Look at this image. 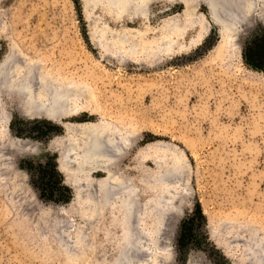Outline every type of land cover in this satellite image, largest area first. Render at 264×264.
Masks as SVG:
<instances>
[{"label": "rangeland", "instance_id": "1", "mask_svg": "<svg viewBox=\"0 0 264 264\" xmlns=\"http://www.w3.org/2000/svg\"><path fill=\"white\" fill-rule=\"evenodd\" d=\"M207 2L0 0V61L18 45L98 98L96 112L81 111L63 124L110 119L138 134L115 159V171L139 190L144 212L143 250L137 225L129 229L137 239L124 247L119 202L98 195L88 180L74 190L58 170L63 124L27 118L0 95L10 116L0 126V264H114L125 249L134 255L132 264L252 263L264 245L256 237L264 229V0L240 5L249 23L235 30L214 22ZM169 21L183 31L177 41L183 48L175 47L161 64L151 43ZM109 31L126 34L125 50L106 51L117 43ZM231 41L232 67L209 72L216 48ZM170 164L178 172L172 181L162 179ZM158 196L164 203L153 217ZM198 206L208 244L180 254L182 222Z\"/></svg>", "mask_w": 264, "mask_h": 264}, {"label": "bare ground", "instance_id": "2", "mask_svg": "<svg viewBox=\"0 0 264 264\" xmlns=\"http://www.w3.org/2000/svg\"><path fill=\"white\" fill-rule=\"evenodd\" d=\"M243 2L246 4L247 0H209V3L207 2L206 4L212 19L218 26L222 29L233 30L235 28L234 26L238 23H249V18L246 15L247 11L244 9L245 13H243V15L240 14V5ZM252 4H250V6L248 5L249 8L251 7V12ZM140 6L141 5H138V7ZM120 7L123 8L122 10H124L125 13H128L129 4L126 6V3H124ZM126 15H129L131 18L134 17L131 13ZM178 30L175 22L169 21L166 27L161 29L159 37L151 43V50L155 52L154 55L161 64L164 61L163 57L168 56L169 58L171 52L175 50V47L179 46V49L183 48V46L177 42L179 38L182 37L183 31ZM108 34L112 35L113 39L117 40V43H113L114 45L111 44L112 47L110 49L112 50L106 49V51L125 50L123 45L130 40L126 37L125 33L109 31ZM234 35L237 34L235 33ZM232 41L223 43L216 48L212 59V62L215 64L211 65L209 72L213 73L216 67H221V71L226 73V68L232 67L235 60V49L232 47L234 45ZM195 42H197V40H193L190 45H194ZM228 43H230L231 46ZM186 48L188 47L186 46ZM144 49L146 50V47ZM211 85L210 83L209 87ZM0 95H5L9 102L15 103L16 111L27 118H46L59 124L64 123L62 119L74 117L81 111L96 112L99 107L98 98L86 85L69 76L66 77L61 74L55 75L51 73L46 69L42 59L31 57L26 49L18 45L9 48L7 54L0 61ZM2 110L3 105L0 102V126H4L5 128L10 120V116L9 113H4ZM62 126L66 130V135L60 145L57 163L58 170L64 175L65 184L78 191L79 184L82 182L80 180H88V182H91L92 186H98V188H96L98 195L102 194L103 196H107V199L113 197L115 202L118 201L119 205L117 204V206H115V210L117 214L119 211V215L124 217L123 231H125V236H127V243L124 244V247H130V242L133 240V236H135V232H133L135 230L131 228L133 230H131V232L134 234L131 233L129 235V229L137 225L139 234L138 239H135H137L139 243L138 249H142V238L140 235L142 234L141 226L143 225L142 220L144 212H142L143 204H141L139 200V190L134 187V185L129 184L126 176H118V171H115V159H122L124 157L127 149L131 148L133 143L138 140V134L136 133L137 135H135L129 132L124 124L110 119H103L97 123H65ZM16 143V140H9V145H16ZM27 143L28 142H26V144ZM24 145L23 143V145H19V147H23ZM95 172H102L105 174V177L100 180H95L91 177L92 173ZM162 173L163 176L166 175V177L171 178L170 180L172 181V179L177 177L178 172L176 173L175 166L170 164L164 167ZM166 177L164 176L161 178L166 179ZM90 182L89 185H91ZM82 184L81 187L83 188L81 191L87 188L86 182ZM96 190L94 189L93 191ZM86 193L88 194V192ZM89 195L88 198L91 197H89ZM95 197L96 195L94 193V199ZM162 201L163 197L160 198V196H158V203H153L150 207L152 208V212L154 210L153 217H156L157 214H159L158 211L162 209ZM259 232L261 234L256 237L262 236V238L259 239H262L264 243V229L259 228ZM134 240L132 243H134ZM262 240L260 241L262 242ZM262 245L261 247L263 248L260 247L255 250L256 255L255 258L253 257L254 260H251V264H264V245ZM127 250L128 249H125V251L121 250L116 255L114 264H132L131 258L134 255H130V252L128 253Z\"/></svg>", "mask_w": 264, "mask_h": 264}, {"label": "trees", "instance_id": "3", "mask_svg": "<svg viewBox=\"0 0 264 264\" xmlns=\"http://www.w3.org/2000/svg\"><path fill=\"white\" fill-rule=\"evenodd\" d=\"M262 49L264 51V46ZM251 63L255 65L254 61ZM255 67L259 66L255 65ZM204 226V215L202 214L201 208L198 206L195 213L182 222L180 234L177 239V250L180 254L185 253L190 246L201 247L203 243L208 244Z\"/></svg>", "mask_w": 264, "mask_h": 264}, {"label": "water", "instance_id": "4", "mask_svg": "<svg viewBox=\"0 0 264 264\" xmlns=\"http://www.w3.org/2000/svg\"><path fill=\"white\" fill-rule=\"evenodd\" d=\"M243 13H245V12H244V8H243V10H240V14L243 15ZM58 159H59V153H58V157L56 158V161H58ZM93 177H95V176H93ZM95 178H96V177H95ZM92 187H93L94 189L98 188V186H96V185H94V186H92ZM93 188H92V189H93ZM94 189H93V190H94ZM91 192H92V191H91ZM85 195H86V194H85ZM187 263H188V261H187Z\"/></svg>", "mask_w": 264, "mask_h": 264}]
</instances>
